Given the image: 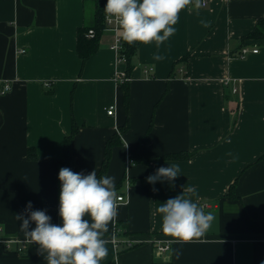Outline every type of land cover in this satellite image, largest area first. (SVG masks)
Instances as JSON below:
<instances>
[{
    "label": "crops",
    "instance_id": "obj_1",
    "mask_svg": "<svg viewBox=\"0 0 264 264\" xmlns=\"http://www.w3.org/2000/svg\"><path fill=\"white\" fill-rule=\"evenodd\" d=\"M97 1L0 0V88L12 85L0 94V264H46L15 214L31 201L61 223L58 161L73 120L76 173L98 175L108 141L119 138L105 175L124 199L101 264H264V39L248 38L264 18V0L190 5L158 49L140 44L127 109L115 81L126 65L117 63L113 35L104 31L85 62L78 54L79 30ZM244 47L259 52L241 58ZM157 53L164 59L154 60ZM179 153L189 156L165 159ZM172 163L181 172L171 185L146 182ZM182 186L195 187L193 201L215 220L204 237L161 251L167 237L157 208Z\"/></svg>",
    "mask_w": 264,
    "mask_h": 264
},
{
    "label": "clouds",
    "instance_id": "obj_2",
    "mask_svg": "<svg viewBox=\"0 0 264 264\" xmlns=\"http://www.w3.org/2000/svg\"><path fill=\"white\" fill-rule=\"evenodd\" d=\"M190 5L199 9L202 0H107L103 10L105 19L115 24L127 45L155 43L158 49L175 33L180 13ZM153 59L159 61L164 57L157 53ZM180 172L177 163L161 166L146 182L154 185L157 181H167L171 185ZM58 179L61 223H52L46 210H33L29 201L23 212L15 214L24 240L38 245L37 254L46 264H101L109 251L105 234L118 216L116 178L98 177L95 169L85 175L62 167ZM182 187L180 195L169 198L157 208L161 231L167 237L162 243L168 246L204 237L215 220L212 213H205L204 208L193 201L192 197L199 200L195 187ZM152 191L158 189L153 187ZM173 251L179 259L180 250Z\"/></svg>",
    "mask_w": 264,
    "mask_h": 264
},
{
    "label": "trees",
    "instance_id": "obj_3",
    "mask_svg": "<svg viewBox=\"0 0 264 264\" xmlns=\"http://www.w3.org/2000/svg\"><path fill=\"white\" fill-rule=\"evenodd\" d=\"M107 0H98L97 1V7L98 10L96 11L94 18L92 21L88 22L83 28L79 30L78 33V54L80 58L82 59L83 62H85L98 48V42H99V36L104 32V6L106 5ZM90 29H94L95 31V36L93 38L87 37V33ZM248 38H254V39H264V18L259 20L255 30L248 36ZM140 44H134L132 46L127 45L124 42L123 50H122V57L125 59V71L127 75H131L132 71V58L136 51L138 50ZM129 82H124L123 84H120L122 87V90L124 92V103L126 109L128 108L129 105V99H130V91L128 88ZM127 127L122 128V131ZM78 131V126L76 124V121L73 120V129L72 133L65 138L64 142V155L61 160L58 161V173L59 170L62 167H67L71 169L73 172L76 171L77 169V162L73 156V149H72V141L74 136L76 135ZM119 142V138L113 137L111 138L106 146V151H105V158L102 163L101 170L99 174L97 175L98 177L104 176L107 173V168L109 164V159H110V153H111V148L112 146ZM33 149L30 150L29 156L35 157L34 154H32ZM189 155L188 154H171L165 157V159H184L187 158ZM58 186L60 190V181L58 179ZM122 224L117 223V230L120 231L122 228ZM124 234V233H123ZM120 235V232H119Z\"/></svg>",
    "mask_w": 264,
    "mask_h": 264
},
{
    "label": "built area",
    "instance_id": "obj_4",
    "mask_svg": "<svg viewBox=\"0 0 264 264\" xmlns=\"http://www.w3.org/2000/svg\"><path fill=\"white\" fill-rule=\"evenodd\" d=\"M208 5V1L207 0H202V7H205ZM104 31L106 32H110L113 37H114V41H113V44L111 45V49L113 51H115L116 53V57H117V63L118 64H121V63H125V59L124 57H122V50H123V46H124V41L120 38L117 30H116V26L114 23H109L106 19H105V16H104ZM95 36V31L94 29H90L87 33V37L89 38H93ZM259 52V49L257 48H253L252 50L249 49L248 47H244L242 50H241V53H240V57L241 58H245L248 54L252 53V54H257ZM154 71V68L153 67H147L144 69V72L145 73H151ZM182 72H184L183 70H181ZM131 80V77L129 75H127L126 71L125 70H118L116 71L115 73V81L118 83V84H123L124 82H130ZM12 90V85H11V82L7 81V80H4L2 82V86L0 88V94H6L8 92H10ZM234 91H236V89H234ZM114 107L111 106L109 108V111H108V114L109 115H112L113 114V110ZM129 163H132L134 162V160L131 158L129 159L128 161ZM124 199L123 196H118V201H122ZM59 209V207H58ZM1 230V229H0ZM119 230H115V233L113 234V241H114V244L115 246L120 247L121 245V241L119 240ZM126 245L125 247L126 248H130L133 246V244L130 242V241H126V243L124 244ZM23 248V247H22ZM22 248H19V251L22 250ZM158 248L161 250V251H169L171 246H168V245H158Z\"/></svg>",
    "mask_w": 264,
    "mask_h": 264
}]
</instances>
